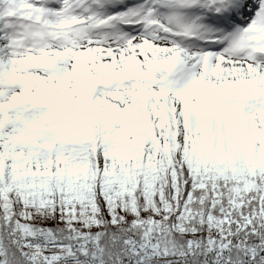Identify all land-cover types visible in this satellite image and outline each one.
<instances>
[{
	"label": "snow or ice",
	"instance_id": "obj_1",
	"mask_svg": "<svg viewBox=\"0 0 264 264\" xmlns=\"http://www.w3.org/2000/svg\"><path fill=\"white\" fill-rule=\"evenodd\" d=\"M0 264H264V0H0Z\"/></svg>",
	"mask_w": 264,
	"mask_h": 264
}]
</instances>
